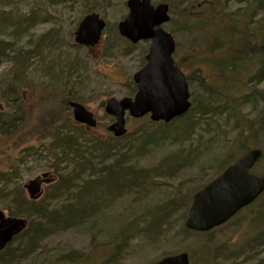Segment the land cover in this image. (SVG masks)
<instances>
[{
  "label": "rangeland",
  "instance_id": "1",
  "mask_svg": "<svg viewBox=\"0 0 264 264\" xmlns=\"http://www.w3.org/2000/svg\"><path fill=\"white\" fill-rule=\"evenodd\" d=\"M257 1L184 0L180 4L178 0H152L153 4L167 2L170 5V20L163 27L175 38V61L192 77L188 82L191 100L204 96L196 79L198 72L203 77L207 76L209 86L211 79H214L215 86L221 89L222 83L218 79L223 74L229 76L225 82L229 91L238 94L247 89L244 82L255 70L254 61L247 62V67L235 71L233 76L227 71L220 73L215 62L222 59V54L210 52L211 41L208 39L213 37L215 33L212 29L219 23L221 27L226 25L228 15L244 21L242 14L246 7L254 11L255 23L264 28V7L258 9ZM91 11L97 12L106 22L99 43L93 47L79 45L74 40L78 22ZM4 12L7 15H3ZM127 12L126 0H0V40L14 43L11 50L0 45V54H3L0 56V84L10 81L13 74L20 75V68H13L14 60L20 62V56L26 58L29 52L36 54L25 59L21 68L26 84L20 87L19 101L26 118L24 121L20 119L16 133L5 137L0 135V170L12 165L19 169L18 176L8 183L4 193H9L14 185L20 184L28 199L38 201L47 187L56 182L57 176L51 167L55 154L39 143L34 130L43 108L47 105L61 107L62 98L55 97L58 94L66 97L67 105L72 99L81 102L97 119L96 126L88 128L89 135L83 134L84 137L78 140L82 149L91 146L92 141L87 139L90 136L110 139V143H115L107 130L113 118L104 111L105 100L111 96H129L134 92L132 75L141 67L149 46L146 40L132 44L118 33L117 23ZM213 16L219 23L209 24L210 21H206L213 19ZM18 20L22 24L20 31L9 25ZM257 87L264 93V80ZM0 110L14 114L6 106L1 87ZM241 111L250 113L251 108L245 106ZM67 116L73 119L70 107L64 110L63 119ZM220 116L203 121L185 142L173 133H162V130L156 131L148 139H140L143 145L137 142L125 162L136 168L153 169L164 159L177 157L178 161L187 159L189 167L173 177H167L168 180L158 177L157 180L161 181H155L156 184L132 189L122 196L107 195L103 189L93 190L84 202L90 203L89 212L84 213V221L79 222V217H74L75 220L68 227L42 239L36 251L14 264H69L63 261V255L71 252L86 256V260L81 259L73 264H98L111 252V243L122 230L127 241L113 264H150L164 255L182 251L188 253L190 264H264V245L256 244L249 249L250 245L244 244L264 224V213L262 221L257 216L261 210L264 212V198L211 229L213 231L208 235L184 233L181 230L185 221L182 210L171 214L160 230L154 227L150 232H145L142 229L151 217L148 211L178 194L192 197L198 186L220 173L222 169L219 163L230 150L236 133L232 129L233 120H226L225 115ZM147 119L148 115L142 118L126 115L128 136L117 144H133L138 137L137 130ZM258 140L260 144H257V148L263 150L264 133L259 134ZM115 152L118 153L112 150V154ZM240 156V152H236L234 159ZM65 165V162L60 163L62 167ZM251 171L264 175V156ZM43 174L46 176L43 177ZM36 177H43L47 181L42 182L40 194L31 198L25 185ZM74 193L75 190L70 189L64 196L50 200L49 208H61L73 203ZM8 206V199L3 198L0 192V210L6 217H20L10 215ZM23 219L26 224L22 230L28 224V220ZM134 221L136 224L131 223ZM17 243L18 240L12 244ZM214 254L217 259L213 257ZM225 254L231 257L225 258Z\"/></svg>",
  "mask_w": 264,
  "mask_h": 264
},
{
  "label": "trees",
  "instance_id": "2",
  "mask_svg": "<svg viewBox=\"0 0 264 264\" xmlns=\"http://www.w3.org/2000/svg\"><path fill=\"white\" fill-rule=\"evenodd\" d=\"M178 2L182 4L184 0H178ZM256 3L258 9L264 7V0H259ZM244 9L242 16L243 20H245L242 21L243 23L230 15L227 16L226 25H222V27L214 16L213 19L206 20L207 22L210 21L209 24L219 23L215 29H212L215 33L213 37L208 39L211 41L209 45L210 52H213V54L221 52L222 54V59L215 62L217 71L220 73L227 71L232 73L233 76L235 71L246 68L247 62L254 61L256 65L255 70L244 82L247 89H244L245 91L241 93L234 94L233 91H229V88H226L228 84L225 82L229 79L226 74V76L220 74L221 77L218 80L222 84L221 89H219L215 86L214 79H211L209 86L207 76L203 77L198 72L196 79L200 88L203 89L204 96L202 98H192L191 107L186 113L172 119L168 123L154 122L148 118L144 121L142 127L137 130L138 137L134 139V145L128 143L117 144L118 141L127 138L128 132H126L120 137L112 135L111 139L115 143H110V139H98L90 136L87 139L92 141V144L85 149L81 148L78 140L82 136L84 137L83 134L89 135V127L75 122L68 116L63 119L64 110L69 107L66 103V97L59 94L55 96L57 99L62 98L61 107L47 105V107L43 108L40 113L41 116L39 115V120L35 124L34 133L37 135L36 138L39 143L43 144L48 152L55 154V162L51 164V167L57 176V180L54 185L47 187L44 195L40 200L36 201L28 199L24 195V190L20 184L14 185V188L9 193H4L8 183H11L18 176L19 169L17 166L12 165L6 170H0V192L3 198L8 199L10 215L22 216L28 220L27 227L14 235L12 240L0 249V264H14L31 255L36 251L42 239L64 227H68L75 220L74 217H79L77 220H80L79 222L84 221L86 217L84 213L90 210L88 208L90 203L84 202L93 190L103 189L105 193H108L107 195L122 196L125 192H130L132 189L156 184L155 181H161L157 180L158 177L168 180L169 177H173L189 167L187 159L178 161L177 157L166 158L160 162L158 167L153 169L136 168L134 165L125 162V158L132 152V148L137 142L142 146L144 142L140 139H148L156 131L162 130V133H173L185 142V140L190 139L195 133V129L203 121L215 118V116L219 118V115H221L220 117L225 115L226 120H233L232 129L236 133L230 145V150L219 163L220 170H223L236 160L234 159L236 152H240L242 155L257 147V144H260L258 136L260 133H264V93L257 86L264 80V28H261L253 20L254 11H249V7ZM4 14L6 13L4 12ZM9 25L19 30L22 24L18 20L16 23ZM0 45H3L5 49L11 50L14 43L0 40ZM2 55L1 53L0 56ZM26 55V58L20 56V62L17 59L12 64L14 69L20 68V75L17 73L13 74L10 81L0 84L6 106L14 111L13 114L10 111L0 110V135L4 137L16 133L20 126V119L23 118L24 121L26 118L25 111L21 110L19 101L20 87L26 84L24 83L21 68L25 59L28 60L36 54L29 52ZM184 73L186 74V72ZM191 78L186 74L188 82H190ZM258 105L259 108L257 107ZM245 106L251 108L252 117H250V113H242L241 109ZM28 150L25 152H28ZM34 150L37 151L35 148ZM112 150H117L118 153L112 154ZM263 156L264 148L261 158ZM64 162L66 165L60 166V163ZM66 167H69V169ZM205 184L198 186L196 191ZM70 189L75 190L73 203L61 208H49L48 202L50 200L64 196ZM261 198H264V192L256 200ZM190 202L191 197L189 195L178 194L163 204L156 206L151 212L148 211L151 217L146 220L145 225L142 227L143 231L150 232L154 227L160 230V227L165 225L169 216L180 210H182V217L186 218ZM245 208L247 206L243 209ZM263 213L262 210L258 212L257 216L260 221L263 219ZM131 223H135V221ZM254 226L256 228L258 224ZM181 230L184 233L192 232L208 235L214 228L213 230L200 232L187 229L182 224ZM124 233V230H122L116 235L117 237L111 243V252L98 264H113L115 257L118 256L127 241ZM17 240L18 243L13 245V241ZM244 244L250 245L249 249L256 244L258 246L264 245V224ZM231 252L234 253L233 251ZM227 256L231 257L229 254H225L224 257L227 258ZM213 257L217 259L216 254ZM81 259L86 260V256L77 252L63 255V261L69 264L76 263ZM231 264L237 263L232 262Z\"/></svg>",
  "mask_w": 264,
  "mask_h": 264
},
{
  "label": "water",
  "instance_id": "3",
  "mask_svg": "<svg viewBox=\"0 0 264 264\" xmlns=\"http://www.w3.org/2000/svg\"><path fill=\"white\" fill-rule=\"evenodd\" d=\"M126 6L127 14L117 23L118 33L133 44L142 40H151V43L146 62L132 75L136 84L134 95L111 96L105 100L104 111L113 118L107 130L115 137L127 132L126 115L132 118L148 115L151 121L168 123L191 107L188 81L172 57L175 38L163 27L170 20V5L167 2L153 4L152 0H126ZM105 25V20L97 12L85 14L74 31L75 42L95 46ZM68 106L75 122L89 128L96 126L94 113L84 104L72 99ZM261 156L260 148L250 149L195 191L187 210L185 227L193 231H209L255 201L264 192V175L255 174L251 169ZM43 177H36L25 185L31 198L40 194L42 182L47 181ZM25 224V219L6 217L0 210V249ZM150 264H190V259L188 253L182 251L163 256Z\"/></svg>",
  "mask_w": 264,
  "mask_h": 264
},
{
  "label": "flooded vegetation",
  "instance_id": "4",
  "mask_svg": "<svg viewBox=\"0 0 264 264\" xmlns=\"http://www.w3.org/2000/svg\"><path fill=\"white\" fill-rule=\"evenodd\" d=\"M146 41H148V43H149V46H150V43H151V40H146ZM149 46H148V49H149ZM148 49H147V52H148ZM176 50V49H175ZM175 50H174V52H173V55H172V57H173V60H174V64L177 66V67H179L182 71H183V69L178 65V63L175 61V58H174V54H175ZM147 52L145 53V55H144V59H143V63H142V65L146 62V54H147ZM141 65V66H142ZM184 72V71H183ZM185 74V73H184ZM185 76H186V74H185ZM134 82V81H133ZM134 92L131 94V95H129V96H133L134 95V93H135V91H136V84L134 83ZM142 118V117H141ZM148 118H149V116H148ZM159 122V121H158ZM162 122V121H161Z\"/></svg>",
  "mask_w": 264,
  "mask_h": 264
},
{
  "label": "bare ground",
  "instance_id": "5",
  "mask_svg": "<svg viewBox=\"0 0 264 264\" xmlns=\"http://www.w3.org/2000/svg\"><path fill=\"white\" fill-rule=\"evenodd\" d=\"M9 243V242H8Z\"/></svg>",
  "mask_w": 264,
  "mask_h": 264
}]
</instances>
